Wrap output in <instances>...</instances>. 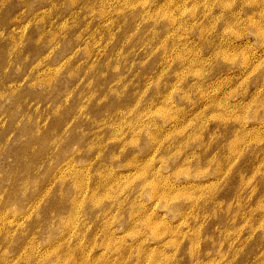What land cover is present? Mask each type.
Masks as SVG:
<instances>
[{
    "label": "rangeland",
    "instance_id": "obj_1",
    "mask_svg": "<svg viewBox=\"0 0 264 264\" xmlns=\"http://www.w3.org/2000/svg\"><path fill=\"white\" fill-rule=\"evenodd\" d=\"M0 264H264V0H0Z\"/></svg>",
    "mask_w": 264,
    "mask_h": 264
}]
</instances>
